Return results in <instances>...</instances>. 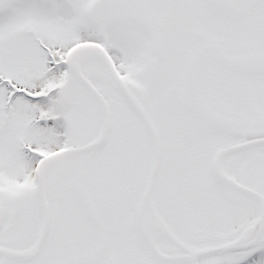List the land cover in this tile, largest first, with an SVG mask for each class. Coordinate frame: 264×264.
Masks as SVG:
<instances>
[{
    "label": "snow or ice",
    "instance_id": "obj_1",
    "mask_svg": "<svg viewBox=\"0 0 264 264\" xmlns=\"http://www.w3.org/2000/svg\"><path fill=\"white\" fill-rule=\"evenodd\" d=\"M0 264H264V0H0Z\"/></svg>",
    "mask_w": 264,
    "mask_h": 264
}]
</instances>
